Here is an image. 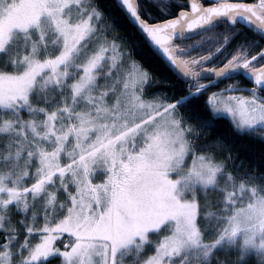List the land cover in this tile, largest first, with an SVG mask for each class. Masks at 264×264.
Instances as JSON below:
<instances>
[{"label":"snow or ice","instance_id":"snow-or-ice-1","mask_svg":"<svg viewBox=\"0 0 264 264\" xmlns=\"http://www.w3.org/2000/svg\"><path fill=\"white\" fill-rule=\"evenodd\" d=\"M253 262L264 0H0V264Z\"/></svg>","mask_w":264,"mask_h":264},{"label":"trees","instance_id":"trees-1","mask_svg":"<svg viewBox=\"0 0 264 264\" xmlns=\"http://www.w3.org/2000/svg\"><path fill=\"white\" fill-rule=\"evenodd\" d=\"M205 5L210 4V0H202ZM241 156V159L245 161V163H251V162H258L261 155V146L258 144H249L247 145L242 152L239 153ZM218 259H229L227 254L221 253ZM255 264V262H253Z\"/></svg>","mask_w":264,"mask_h":264}]
</instances>
